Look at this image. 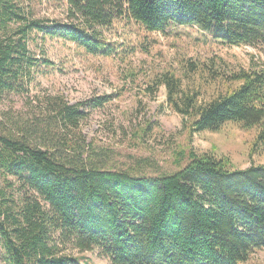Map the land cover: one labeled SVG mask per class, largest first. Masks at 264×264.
Here are the masks:
<instances>
[{
	"label": "trees",
	"instance_id": "16d2710c",
	"mask_svg": "<svg viewBox=\"0 0 264 264\" xmlns=\"http://www.w3.org/2000/svg\"><path fill=\"white\" fill-rule=\"evenodd\" d=\"M10 1L0 0V99L30 90L41 65L30 50L33 32L105 57L117 48L101 30L122 18L148 32L198 26L226 45L264 43V0H67L63 22L27 19ZM227 82L239 84L202 104L198 94L182 93L174 73L156 85L192 121L185 126L192 136L228 123L257 127L254 153L264 148V68H240ZM111 99L70 104L48 96L28 116L0 110V264H80L65 244L99 248L110 264H245L264 249L263 165L238 170L227 159L191 152L171 175L106 170L76 135ZM17 183L49 208L37 197L19 199Z\"/></svg>",
	"mask_w": 264,
	"mask_h": 264
},
{
	"label": "rangeland",
	"instance_id": "374dc122",
	"mask_svg": "<svg viewBox=\"0 0 264 264\" xmlns=\"http://www.w3.org/2000/svg\"><path fill=\"white\" fill-rule=\"evenodd\" d=\"M12 1L27 19L66 21L67 0ZM101 32L102 38L117 48V55H93L76 44L33 32L30 50L41 65L29 92L3 96L0 110L28 116L36 110L39 98L59 96L76 104L111 96L109 103L89 114L76 135L79 143L89 147L86 156L97 155L95 160L109 171H130L138 177L171 175L188 165L191 152L227 159L231 168L238 170L264 166V148L252 153L257 127L246 129L228 123L219 131L192 136L185 127L192 121L173 109L166 87L156 85L164 74L174 73L183 94H198L199 104L209 102L238 86L227 82L233 72L250 70L255 64L264 68V43L226 45L198 26L148 32L124 18ZM43 60L52 65L46 67ZM190 64L197 68L195 72ZM9 193L13 194L12 190ZM14 193L19 199L39 197L19 183ZM60 246L80 264H110L99 248L80 252L72 244ZM245 264H264V249L254 252Z\"/></svg>",
	"mask_w": 264,
	"mask_h": 264
}]
</instances>
